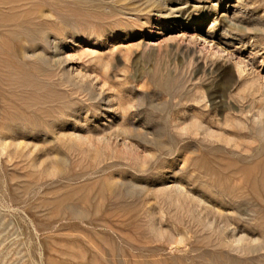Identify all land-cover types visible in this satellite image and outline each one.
<instances>
[{"label": "rangeland", "instance_id": "1", "mask_svg": "<svg viewBox=\"0 0 264 264\" xmlns=\"http://www.w3.org/2000/svg\"><path fill=\"white\" fill-rule=\"evenodd\" d=\"M0 14V264H264V0Z\"/></svg>", "mask_w": 264, "mask_h": 264}, {"label": "bare ground", "instance_id": "2", "mask_svg": "<svg viewBox=\"0 0 264 264\" xmlns=\"http://www.w3.org/2000/svg\"><path fill=\"white\" fill-rule=\"evenodd\" d=\"M85 1V0H84ZM87 1V0H86ZM95 1V0H94ZM14 2V1H13ZM90 3V2H89ZM88 3V4H89ZM13 4V3H12ZM91 4H92V2H91ZM94 4H95V2H94ZM87 5V4H86ZM93 5V4H92ZM9 6V5H8ZM13 7H15V6H13ZM93 8V7H92ZM8 9H10L9 7H8ZM6 11H7V9H6ZM13 11V10H12ZM1 15V14H0ZM17 16V15H16ZM7 17V16H6ZM9 17H12V15H10V16H8V19H9ZM235 19V18H234ZM17 22V21H16ZM215 23V22H214ZM5 24H7V23H5ZM11 24V23H10ZM13 25H14V23H12ZM2 25V23L0 24V26ZM8 25V24H7ZM6 25V26H7ZM15 25H17V24H15ZM231 25H233V24H231ZM12 26V25H11ZM10 29H12V28H10ZM16 30V29H15ZM13 31V30H12ZM17 31V30H16ZM223 31V30H222ZM11 33V32H10ZM222 33V32H221ZM227 35H230L229 34V31H227V30H224L223 31V36H227ZM14 67V66H13ZM14 70V69H13ZM1 72V71H0ZM27 77V76H26ZM27 79V78H26ZM24 82V81H23ZM18 83V82H17ZM252 86V85H251ZM254 88V87H253ZM253 88H252V92H253ZM255 90V89H254ZM218 96V95H217ZM257 101V100H256ZM215 102V101H214ZM217 103V102H216ZM263 107V106H262ZM241 115V114H240ZM235 116V115H234ZM239 116V115H238ZM241 117V116H240ZM232 119V118H231ZM236 119H237V117H236ZM244 119H247L246 117L244 118ZM260 120V119H259ZM232 121H233V119H232ZM237 121H238V119H237ZM247 121H249V120H247ZM235 122H236V120H235ZM242 122H244V121H242ZM253 122V121H252ZM251 122V123H252ZM262 122V121H261ZM240 123H241V121L239 122V126L238 127H240ZM246 123V122H245ZM248 123V122H247ZM212 124V123H211ZM210 124V125H211ZM243 124V123H242ZM253 124V123H252ZM259 124V123H258ZM263 124V123H262ZM245 125V124H244ZM235 127H236V125H235ZM259 127V130H261L260 129V127L261 126H258ZM257 127V128H258ZM215 128V127H214ZM242 128H243V125H242ZM252 128H254V127H252ZM232 129V128H231ZM238 129V128H237ZM245 129V128H244ZM233 130H235L234 129V127H233ZM258 130V131H259ZM248 131V130H247ZM257 131V130H256ZM256 131H254V132H256ZM223 132V131H222ZM249 132V131H248ZM253 132V133H254ZM261 132H262V130H261ZM252 133V132H251ZM211 134H212V132H211ZM214 134V133H213ZM255 134V133H254ZM262 134V133H261ZM220 135H222V133L220 132ZM219 135V136H220ZM241 135V134H240ZM252 135V134H251ZM253 136H255V135H253ZM261 136V135H260ZM210 137H212V136H210ZM240 137V136H239ZM256 137V136H255ZM258 137V136H257ZM241 138V137H240ZM258 138H261V137H258ZM252 139V138H251ZM230 142H231V140L230 139H228ZM238 140V139H237ZM261 140H262V138H261ZM246 141H248L247 139H246ZM263 141H264V138H263ZM223 142H227V141H225V139L223 140ZM229 142V143H230ZM240 142H242V140L240 141ZM251 143V142H250ZM251 144H253V143H251ZM261 144V143H260ZM228 145V144H227ZM235 145V144H234ZM233 145V146H234ZM212 146V145H211ZM232 146V145H231ZM230 146V147H231ZM235 146H237V145H235ZM234 146V147H235ZM216 147V146H215ZM218 147V146H217ZM222 147H224V146H222ZM233 147V148H234ZM238 147V146H237ZM259 147V146H258ZM210 148H212V147H210ZM225 148V147H224ZM223 148V149H224ZM248 148V147H247ZM255 148H257V147H255ZM264 149V148H263ZM209 150V149H208ZM239 150V149H238ZM244 150H246V148L244 149ZM244 150H242V151H244ZM232 151V150H231ZM231 151H229V152H231ZM234 151V150H233ZM205 152V151H204ZM226 152H227V150H226ZM237 152V151H236ZM240 152V151H239ZM239 152H237V153H239ZM253 152H254V150H253ZM255 152H259L258 150L257 151H255ZM250 153H251V151H250ZM240 154H242V153H240ZM211 155V154H210ZM238 156H240L239 154H238ZM237 156V157H238ZM264 156V155H263ZM259 157V156H258ZM233 158V157H232ZM251 158V157H250ZM236 159V158H235ZM234 159V160H235ZM239 159V158H238ZM262 159H264V158H262ZM252 160H254V157H252ZM257 160V159H256ZM256 160H255V164L251 167V168H249V166L247 167V168H242L241 166H237V167H241L242 169L240 170V172L242 173V175H244V181H245V184L249 187V189H250V191H251V193H252V195H254L255 197H259V196H263L264 195V160L263 161H259V162H256ZM249 160H247L246 162H248ZM250 161H251V159H250ZM238 162V161H237ZM246 162H244V163H246ZM209 163V162H208ZM242 163V162H241ZM246 164H251V163H246ZM208 165V164H207ZM242 166H243V163H242ZM215 169V168H214ZM236 169V168H235ZM219 172V171H218ZM211 175V174H210ZM233 179V178H232ZM233 181H234V179H233ZM247 193H248V191H246ZM243 193V192H242ZM245 194V193H244ZM251 194H249V196H252ZM243 196V195H242ZM253 198V197H252ZM256 201V200H255ZM257 203V202H256ZM258 204V203H257ZM263 204V203H262ZM256 207V206H255ZM258 210V209H257Z\"/></svg>", "mask_w": 264, "mask_h": 264}]
</instances>
